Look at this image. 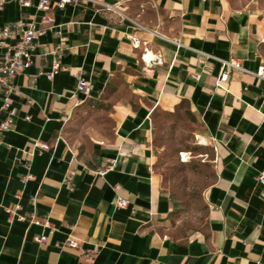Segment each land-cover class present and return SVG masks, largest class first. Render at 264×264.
<instances>
[{
  "label": "crops",
  "instance_id": "obj_1",
  "mask_svg": "<svg viewBox=\"0 0 264 264\" xmlns=\"http://www.w3.org/2000/svg\"><path fill=\"white\" fill-rule=\"evenodd\" d=\"M37 1L0 8V25L21 17L46 27L14 79L16 112L0 135V264H264V78L232 67L218 84L220 59L264 68V12L228 0H129L126 17L104 8L109 0H50L44 22ZM77 73L89 85L75 94ZM84 103L110 121L80 147L69 135ZM182 103L214 146L216 175L205 227L174 237L163 227L172 204L154 169L152 114ZM102 164L110 168L96 174ZM41 232L44 244L32 239Z\"/></svg>",
  "mask_w": 264,
  "mask_h": 264
},
{
  "label": "rangeland",
  "instance_id": "obj_2",
  "mask_svg": "<svg viewBox=\"0 0 264 264\" xmlns=\"http://www.w3.org/2000/svg\"><path fill=\"white\" fill-rule=\"evenodd\" d=\"M124 3L129 0H123ZM233 7L252 6L264 12V0H228ZM107 113L84 103L77 111L70 141L85 146L96 126L108 127ZM154 169L159 184L171 201V211L163 225L171 236L185 237L206 224L207 203L204 190L215 178L214 146L201 132L199 124L185 103L172 111L156 108L152 114Z\"/></svg>",
  "mask_w": 264,
  "mask_h": 264
},
{
  "label": "built area",
  "instance_id": "obj_3",
  "mask_svg": "<svg viewBox=\"0 0 264 264\" xmlns=\"http://www.w3.org/2000/svg\"><path fill=\"white\" fill-rule=\"evenodd\" d=\"M19 5H23L27 0H16ZM71 0H56L55 4L57 7L63 6L65 3L70 2ZM5 0H0V8L3 7ZM123 0H109L105 1L102 5L104 8L112 11L118 12L121 16H127L126 13H123L121 10V5ZM36 7L42 10L40 15V20L48 22L50 17L48 11L50 10L51 4L50 0H38ZM144 3L140 4V10H143ZM136 22V21H135ZM46 31V27L39 28L37 26V21L35 18L24 19L17 18L8 22H5L0 25V46L3 48L1 58H0V96L1 104L0 108L3 110L4 115L0 119V135L2 132L7 131L11 128L13 123V115L16 110L10 102V95L13 93L17 86L14 82L16 75L20 72L23 66L30 61V55L35 49L37 44V36ZM135 41L137 39L133 38ZM178 43V41H176ZM223 64V70L219 76L218 84L222 81L227 80L229 76L230 68L235 67L250 73H256L260 77L264 78V68L254 72L247 68H244L240 65L239 61L236 59H220ZM59 64L57 61L51 66V69L46 72V76L51 78L54 71L57 70ZM197 77V74L194 75V78ZM76 84L74 88V93L77 92H86L88 90L89 81L81 73L76 74ZM36 145L41 149H46L48 147L47 143L44 141H36ZM110 164H102L99 168L95 170L96 174L103 175ZM30 173L26 174L24 178L31 177ZM259 181L264 184V172L258 175ZM66 182L71 185V177H66ZM117 204L120 206L126 205V199L119 197ZM9 213H14L18 220H26L29 223L41 224L48 228V232H52L54 229L53 223L46 217H36L33 212L24 211V212H15L9 210ZM48 233H34L32 239L38 244H44L47 241ZM65 243L73 248H79L78 241L72 237H68L65 240ZM97 251V247L92 249L83 250L84 254L92 255Z\"/></svg>",
  "mask_w": 264,
  "mask_h": 264
}]
</instances>
